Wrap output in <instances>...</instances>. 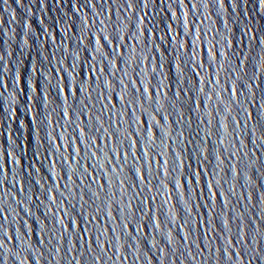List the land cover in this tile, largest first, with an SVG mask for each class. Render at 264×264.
Returning a JSON list of instances; mask_svg holds the SVG:
<instances>
[{
    "label": "water",
    "instance_id": "95a60500",
    "mask_svg": "<svg viewBox=\"0 0 264 264\" xmlns=\"http://www.w3.org/2000/svg\"><path fill=\"white\" fill-rule=\"evenodd\" d=\"M0 209V264H264V0H0Z\"/></svg>",
    "mask_w": 264,
    "mask_h": 264
},
{
    "label": "snow or ice",
    "instance_id": "6c2138e0",
    "mask_svg": "<svg viewBox=\"0 0 264 264\" xmlns=\"http://www.w3.org/2000/svg\"><path fill=\"white\" fill-rule=\"evenodd\" d=\"M128 7L131 8V4H129ZM105 39H106V37H105ZM0 215H3V210H2V209H0ZM3 218H4V219H7V217H5V216H3ZM58 222H59V221H58ZM2 227H3V225L0 224V228H2ZM0 249H3V244H0ZM58 250H59V249H56V251H58ZM0 259H2V258H0Z\"/></svg>",
    "mask_w": 264,
    "mask_h": 264
}]
</instances>
